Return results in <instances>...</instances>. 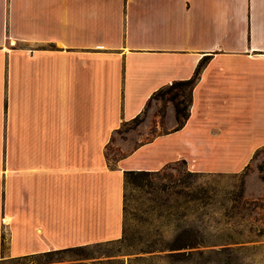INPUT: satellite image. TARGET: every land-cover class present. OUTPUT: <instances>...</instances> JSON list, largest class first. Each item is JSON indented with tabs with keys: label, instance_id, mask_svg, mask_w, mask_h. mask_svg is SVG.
<instances>
[{
	"label": "crops",
	"instance_id": "0c3cea01",
	"mask_svg": "<svg viewBox=\"0 0 264 264\" xmlns=\"http://www.w3.org/2000/svg\"><path fill=\"white\" fill-rule=\"evenodd\" d=\"M205 56L183 125L168 103L110 162L120 124ZM263 146L264 0H0V261L121 238L125 170L239 172Z\"/></svg>",
	"mask_w": 264,
	"mask_h": 264
},
{
	"label": "rangeland",
	"instance_id": "374dc122",
	"mask_svg": "<svg viewBox=\"0 0 264 264\" xmlns=\"http://www.w3.org/2000/svg\"><path fill=\"white\" fill-rule=\"evenodd\" d=\"M168 96L155 95L139 117L120 124L106 146L110 162L120 153L121 138L147 140L167 128L163 113L168 103L173 104ZM190 190L204 195L191 200ZM123 224L124 237L117 240L52 251L27 261L127 264L130 257L128 264H264V146L244 171H215L177 159L143 179H130L124 186ZM184 229L199 232L212 244L184 247L189 254L183 259L169 256L171 249L164 246Z\"/></svg>",
	"mask_w": 264,
	"mask_h": 264
},
{
	"label": "trees",
	"instance_id": "16d2710c",
	"mask_svg": "<svg viewBox=\"0 0 264 264\" xmlns=\"http://www.w3.org/2000/svg\"><path fill=\"white\" fill-rule=\"evenodd\" d=\"M206 61H207V57L206 56L202 57L199 60V62L197 63V65L194 69V72L190 77L184 78V79L172 80L170 83H168L162 87H159L151 95V98H152L155 95H160L161 97H163V95L165 93L169 94L168 98L171 101H173V105L175 108V118H176L175 127H179V126L183 125V123L186 121V119L189 116V106L191 103L192 89H193V86H194V84H195V82L199 76V73H200L202 67L204 66V64L206 63ZM139 115H136L132 119L135 120L137 117H139ZM132 119H130V120H132ZM245 168H246V166L241 171H244ZM155 171H157V170H155ZM150 172H152V171L151 170H144V169L125 170L124 171L125 183L130 181V179H133V178L143 179L144 175H146ZM192 172H194V171H189V173H192ZM187 194H188V197L192 200V199H198L199 197L200 198L203 197L202 195H204V192L202 191V193H201L202 195L200 194V196H199L198 192H194V191L190 190L187 192ZM123 237H124V235H123ZM201 244H212V243L207 242L205 240V238L199 234V232L194 231V230L184 229L182 231V233L177 234V236L175 237L173 242H171L167 246H164L165 247L164 249H171L168 252H166L169 256H171V257L178 256L179 259L180 258L183 259L184 255H188L189 252L188 251L187 252L179 251L180 248L193 247V246H197V245H201ZM80 247H84V246H75V247H70V248H63V249H58L56 251L70 250V249L80 248ZM172 249H176V250H172ZM46 253H48V252H46Z\"/></svg>",
	"mask_w": 264,
	"mask_h": 264
}]
</instances>
